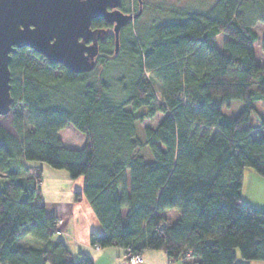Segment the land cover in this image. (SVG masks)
<instances>
[{"label": "trees", "instance_id": "16d2710c", "mask_svg": "<svg viewBox=\"0 0 264 264\" xmlns=\"http://www.w3.org/2000/svg\"><path fill=\"white\" fill-rule=\"evenodd\" d=\"M126 2L120 8L130 13ZM131 3L138 11V0ZM258 22L264 0L173 8L151 24L137 17L122 27L118 52L109 30L85 72L17 48L13 103L0 115V264H94L53 239L57 219L42 202L43 169L30 161L83 179L74 197L87 198L103 228L90 234L93 245L133 254L162 249L183 264H244L237 249L264 260V210L242 199L245 168L264 176V135L253 134L264 133ZM109 26L102 17L92 22ZM219 34L227 36L221 45ZM260 43L264 53V37ZM233 102L242 106L229 115ZM158 112L162 119L142 126L140 136L139 125ZM67 125L85 135L83 147L63 145L59 131ZM170 209L181 212L175 222ZM23 236L40 245L24 246Z\"/></svg>", "mask_w": 264, "mask_h": 264}, {"label": "water", "instance_id": "95a60500", "mask_svg": "<svg viewBox=\"0 0 264 264\" xmlns=\"http://www.w3.org/2000/svg\"><path fill=\"white\" fill-rule=\"evenodd\" d=\"M123 0H0V115L13 103L10 62L17 48L29 47L50 63H62L74 72L94 69L99 41L109 29L93 28L96 18L114 24L115 51L120 47L123 26L140 16L124 12Z\"/></svg>", "mask_w": 264, "mask_h": 264}, {"label": "crops", "instance_id": "0c3cea01", "mask_svg": "<svg viewBox=\"0 0 264 264\" xmlns=\"http://www.w3.org/2000/svg\"><path fill=\"white\" fill-rule=\"evenodd\" d=\"M70 126L73 125H67L59 131L60 139L62 138V133L68 128V131L73 136H78L79 138L83 136L85 144V135L80 133L78 129ZM62 143L66 147L80 148L63 141ZM45 178L42 177L41 182L42 202L44 203V196L51 197L53 199L49 200H52L51 203L55 204L58 208L57 211H51L53 213L50 215L57 219L53 239H62L65 241L75 257H79L80 254H85L94 261V264H168L171 262L162 249H147L141 253L143 261L135 262L127 256V251L123 247L112 245L97 248L96 245L91 243L90 234L92 232H101L103 229L102 225L87 198L83 195L79 198L74 197V192L81 190L83 179L81 177L71 179L69 175L65 174H62V176L59 175L58 177L45 176ZM59 178L64 180V185L55 184L54 181ZM61 194L64 195L59 197ZM45 203L46 213L49 215L47 200ZM20 239H22L21 243L24 246L40 245L38 241L30 236H23ZM25 242L29 243L26 244ZM172 264L177 263L174 262Z\"/></svg>", "mask_w": 264, "mask_h": 264}, {"label": "rangeland", "instance_id": "374dc122", "mask_svg": "<svg viewBox=\"0 0 264 264\" xmlns=\"http://www.w3.org/2000/svg\"><path fill=\"white\" fill-rule=\"evenodd\" d=\"M132 0H127L129 7L132 9L130 13H136L137 9L133 7ZM214 0H143V10L139 16L141 23L151 24L156 19H166L170 15V11L173 8H183V9H193V10H202L208 7ZM130 2V3H129ZM255 29L259 34V41L255 43V52L257 55V59L262 61L264 57L262 45L260 43L261 39L264 37V22H258L255 25ZM227 38L224 34H219L217 36L218 44L221 45L223 41ZM114 73V72H113ZM157 93L160 92V89L156 83L153 84ZM241 104L238 102H233L231 107L225 108L224 111L229 115L236 114L239 109L241 108ZM262 111V106L259 105L258 107ZM164 114L158 112L154 117L145 119L138 127V133L142 136V126H156L159 121L162 119ZM252 120L255 123H258L260 120V114H254L252 116ZM75 129L74 126H70ZM80 132V131H79ZM82 133V132H80ZM62 140L67 144L74 145L76 147H82L84 144V137L81 136H73L72 133L68 131V128L62 133ZM83 134V133H82ZM255 136L264 135L261 129L256 128L253 132ZM144 154L147 158H150V151L148 148L144 147L143 149ZM30 166H35L36 164L41 166L43 169L42 177L44 179L46 177H58L59 175H69L68 171L64 168H54L50 164L44 161H30L28 162ZM3 174H0V178H3ZM128 178L130 181L129 173ZM47 182H49L47 180ZM55 184L64 185V180L59 178L54 181ZM64 194H61V197ZM242 199L245 203H250L255 208L263 209L264 210V176L259 175L252 167H246L244 172V185H243V192H242ZM44 203L47 200V210H49L48 214L51 215V211H57L58 208L55 204L51 203L53 199L48 196H44ZM46 204V203H45ZM60 207V206H59ZM61 208V207H60ZM126 210V209H125ZM170 221L175 222L181 216V212L178 209H170L165 212ZM22 239H20L21 242ZM19 242V241H18ZM28 244L29 242H25ZM32 244V243H31ZM30 244V245H31ZM237 262L244 263V264H264L263 259H244L240 255V251L237 249ZM177 264H183L181 260L175 261ZM50 264V263H47Z\"/></svg>", "mask_w": 264, "mask_h": 264}, {"label": "built area", "instance_id": "2783aa9c", "mask_svg": "<svg viewBox=\"0 0 264 264\" xmlns=\"http://www.w3.org/2000/svg\"><path fill=\"white\" fill-rule=\"evenodd\" d=\"M97 248H100V246H97ZM127 256L131 260H133L135 262H142L143 261V257H142V254L141 253H139V254H133L130 249H127ZM168 264H172V262H169Z\"/></svg>", "mask_w": 264, "mask_h": 264}, {"label": "flooded vegetation", "instance_id": "af4514ba", "mask_svg": "<svg viewBox=\"0 0 264 264\" xmlns=\"http://www.w3.org/2000/svg\"><path fill=\"white\" fill-rule=\"evenodd\" d=\"M113 25L114 24H111V26H109V30H112L113 29Z\"/></svg>", "mask_w": 264, "mask_h": 264}]
</instances>
